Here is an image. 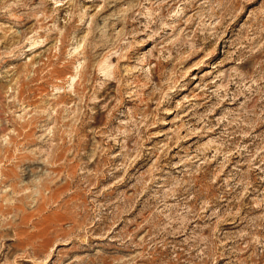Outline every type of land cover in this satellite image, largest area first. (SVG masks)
Segmentation results:
<instances>
[{"label":"rangeland","instance_id":"1","mask_svg":"<svg viewBox=\"0 0 264 264\" xmlns=\"http://www.w3.org/2000/svg\"><path fill=\"white\" fill-rule=\"evenodd\" d=\"M0 264H264V0H0Z\"/></svg>","mask_w":264,"mask_h":264},{"label":"bare ground","instance_id":"2","mask_svg":"<svg viewBox=\"0 0 264 264\" xmlns=\"http://www.w3.org/2000/svg\"><path fill=\"white\" fill-rule=\"evenodd\" d=\"M85 72L83 73V76H84ZM115 74V73H114Z\"/></svg>","mask_w":264,"mask_h":264}]
</instances>
